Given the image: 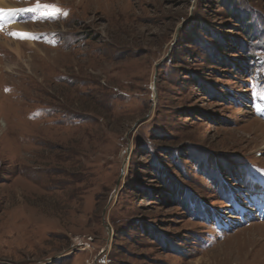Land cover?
<instances>
[{
  "label": "rangeland",
  "instance_id": "374dc122",
  "mask_svg": "<svg viewBox=\"0 0 264 264\" xmlns=\"http://www.w3.org/2000/svg\"><path fill=\"white\" fill-rule=\"evenodd\" d=\"M4 1L0 264H264V0Z\"/></svg>",
  "mask_w": 264,
  "mask_h": 264
},
{
  "label": "bare ground",
  "instance_id": "6f19581e",
  "mask_svg": "<svg viewBox=\"0 0 264 264\" xmlns=\"http://www.w3.org/2000/svg\"><path fill=\"white\" fill-rule=\"evenodd\" d=\"M0 9L5 10L6 16L8 15L7 20L9 19V17H12V16L17 17V16H22V15H25L26 14L25 11H24L26 9H21V8L15 6V5H11V4H9L8 2H6L4 0H0ZM20 9H21V11L23 10L24 12L22 11V13H21ZM7 10H13V11H8L7 12ZM20 29H23V28L19 24H14L12 26V29H10V30L11 31H13V30L20 31ZM0 35H4L3 32H2V30L0 31ZM5 42H6V40H5ZM16 45H17V43H16ZM14 50L17 51V53H18V50L16 48Z\"/></svg>",
  "mask_w": 264,
  "mask_h": 264
},
{
  "label": "snow or ice",
  "instance_id": "6c2138e0",
  "mask_svg": "<svg viewBox=\"0 0 264 264\" xmlns=\"http://www.w3.org/2000/svg\"><path fill=\"white\" fill-rule=\"evenodd\" d=\"M45 7H54V6H50V5H45ZM5 10H3V9H0V14H3V12H4ZM7 11H13V10H7ZM13 35H20L21 36V38H24V37H31V34H29V33H24V34H20V33H13Z\"/></svg>",
  "mask_w": 264,
  "mask_h": 264
}]
</instances>
